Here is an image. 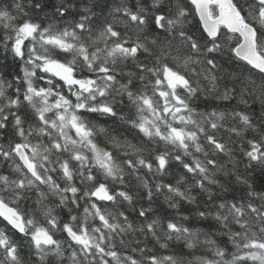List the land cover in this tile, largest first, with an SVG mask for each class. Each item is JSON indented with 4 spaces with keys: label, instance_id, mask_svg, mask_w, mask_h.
<instances>
[{
    "label": "snow or ice",
    "instance_id": "obj_1",
    "mask_svg": "<svg viewBox=\"0 0 264 264\" xmlns=\"http://www.w3.org/2000/svg\"><path fill=\"white\" fill-rule=\"evenodd\" d=\"M0 51V264H264V0H12Z\"/></svg>",
    "mask_w": 264,
    "mask_h": 264
},
{
    "label": "trees",
    "instance_id": "obj_2",
    "mask_svg": "<svg viewBox=\"0 0 264 264\" xmlns=\"http://www.w3.org/2000/svg\"><path fill=\"white\" fill-rule=\"evenodd\" d=\"M134 2V0H133ZM12 3V0H0V8H4L7 7L8 5H10ZM5 59L3 57L2 51H0V69H3L4 65H5ZM7 63L9 65H11L12 60H11V56L9 55ZM5 71H7V69H4ZM12 71H18V69L15 68V66L12 67ZM12 90L10 89L9 92H11ZM219 103V107L221 109L227 108V109H231L233 106H236L239 110H249L251 112H254L256 115H259L261 112V104L259 100H249V105H243L240 104L238 102V98L236 100H233L231 102H218ZM201 107H203V105H201ZM22 111H24L25 113L29 112V110L27 108L23 109ZM95 122L98 124H102L105 127L109 128V129H115L117 133H123L125 135H127V132L125 131V129L127 128V125H124L122 123H120L119 121L114 122L112 118H108V117H98V118H94ZM131 138V137H129ZM99 142L101 143L102 146H104L105 144V140L103 137H99ZM237 158L242 159V154L239 152V149L237 148ZM176 169V166L173 165V170ZM3 170V169H0ZM179 171H183L182 169H179ZM240 171L243 172L244 171V166L243 163H241L240 165ZM165 182H169L171 181V176L165 177ZM256 180H257V185H259L260 182V174L259 172H257L256 174ZM234 195H238L239 193H233ZM143 204L145 206H147V201L146 200H138L137 201V206ZM181 209L180 212L177 213L172 209L168 208L167 203L164 201L163 196H159L157 197L154 202L152 203V208L154 210V212L159 215L162 219H168V218H174L177 221L185 224L186 226H190L193 229H201L203 231H210L211 229H209L208 226V222H201L200 219L198 217H196L194 215L195 213V206L194 205H188L187 203L181 202ZM130 212V218L135 219V213L131 212V209H129ZM62 219H67V214L66 211L65 212H61L60 213ZM188 216L189 219L188 220H182L181 217L182 216ZM57 238H62V236H60L58 234ZM148 247L150 248H154V254L158 255V256H164V255H169V254H173V253H180V246L176 245L175 243L170 244V248L169 249H161L159 247V245L155 244L154 241L151 240V238H149V240L147 241ZM192 250H188V249H183V255L185 256V258L187 260H192L194 257L191 254ZM25 254H27V250L25 249ZM201 255H208V253L206 252L205 249L201 248L197 251H195V256L199 257Z\"/></svg>",
    "mask_w": 264,
    "mask_h": 264
}]
</instances>
